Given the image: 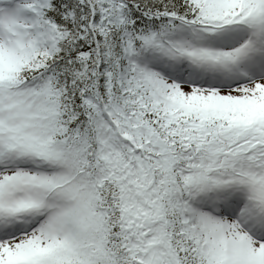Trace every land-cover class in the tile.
I'll return each mask as SVG.
<instances>
[{"label": "snow or ice", "instance_id": "snow-or-ice-1", "mask_svg": "<svg viewBox=\"0 0 264 264\" xmlns=\"http://www.w3.org/2000/svg\"><path fill=\"white\" fill-rule=\"evenodd\" d=\"M0 264H264V0H0Z\"/></svg>", "mask_w": 264, "mask_h": 264}]
</instances>
